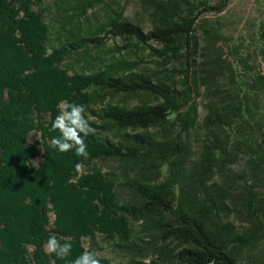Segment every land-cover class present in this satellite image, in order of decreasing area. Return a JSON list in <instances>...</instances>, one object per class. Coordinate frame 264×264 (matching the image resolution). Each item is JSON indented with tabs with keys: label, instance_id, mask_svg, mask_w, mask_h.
Segmentation results:
<instances>
[{
	"label": "trees",
	"instance_id": "trees-1",
	"mask_svg": "<svg viewBox=\"0 0 264 264\" xmlns=\"http://www.w3.org/2000/svg\"><path fill=\"white\" fill-rule=\"evenodd\" d=\"M57 1L53 12L45 0H0V264H71L90 249L111 264L104 246L143 258L130 264H261L264 12L248 47L201 19L230 0H147L148 33L108 6L104 37L81 21L103 0ZM47 16L61 26L59 46ZM110 35L152 49L160 69L82 54ZM72 57L100 66L77 72L65 63ZM141 96L135 106L113 102ZM61 101L86 107L95 129L87 160L48 143ZM112 162L110 172L97 166ZM135 222L151 237L144 245L133 241ZM53 233L72 243L68 260L45 254Z\"/></svg>",
	"mask_w": 264,
	"mask_h": 264
},
{
	"label": "rangeland",
	"instance_id": "rangeland-1",
	"mask_svg": "<svg viewBox=\"0 0 264 264\" xmlns=\"http://www.w3.org/2000/svg\"><path fill=\"white\" fill-rule=\"evenodd\" d=\"M147 0H103L102 3L97 4L95 8L90 10L85 17L81 19L83 25L90 29L92 33L96 36L104 37V34H99V31L102 29L103 24L106 22V8L108 6L122 10L123 18L139 24L145 32H150L152 30V22L149 17V14L145 10ZM210 5H215L221 0H206ZM58 3L57 0H45L46 8H50L55 12V6ZM38 10V8H34ZM264 12V4L261 0H230L226 9L220 13H209L201 17V19L207 20L210 24L217 27L225 36L233 40L234 43H238L240 38H243L246 41L248 47H251L253 40L251 39L255 34L259 26L260 19ZM48 20L52 22V33H53V43L55 46L63 41V38L60 37L61 33L59 28L61 27L57 21L52 19V16H47ZM99 21V23H98ZM203 20L199 21L201 24ZM198 35L201 33V28H197ZM201 38V37H200ZM132 45H135V41L130 42ZM127 42L122 41L120 38L107 36L105 42L101 47H96L94 44H90V50L82 51V54L85 52L92 55V57L104 58L111 60L112 57L124 58L128 61H133L137 63L136 72L140 73L142 71H151L155 72L157 69H160L159 63H161V58L153 52L152 49L142 47L139 48L127 46ZM150 45L155 49L160 51L161 46L159 43L150 42ZM75 57H79L76 55ZM198 59V57H197ZM86 59L83 61H77L74 57L66 61L65 63L72 66L75 71L80 72L84 71L85 73H91L92 70H96L100 65L95 62L86 64ZM80 62V63H79ZM170 69V68H169ZM74 71H71L73 73ZM182 76L180 74H174L173 81L176 83L177 87H180L179 82L181 81ZM148 99L141 97H133L130 99L118 97L113 102L115 104H122L128 106H135L141 103V101H147ZM200 101V100H199ZM149 104H156L157 101L149 100ZM199 114L201 118L203 117V112L200 109ZM195 151L199 149V143L194 141ZM40 159L35 161V164H38ZM97 166L102 169L104 172H110V170L118 167V164L112 163H98ZM85 171V168L82 167V172ZM165 171V169H164ZM237 225L239 232L244 231L246 224L239 219H233ZM134 229L133 241L141 245L143 241H150L151 237L145 234L142 228L141 223L135 222L132 226ZM87 247V245H86ZM179 248L178 250H181ZM255 257L260 261L261 264H264V239L260 245L253 251ZM103 257L110 260L111 264H130L133 259L143 260L140 255L135 256L130 250H120L114 246H104V250L101 254ZM146 262L150 261V258L144 259Z\"/></svg>",
	"mask_w": 264,
	"mask_h": 264
},
{
	"label": "clouds",
	"instance_id": "clouds-1",
	"mask_svg": "<svg viewBox=\"0 0 264 264\" xmlns=\"http://www.w3.org/2000/svg\"><path fill=\"white\" fill-rule=\"evenodd\" d=\"M58 107L60 112L51 120L48 127L50 133H57L49 136L50 147L59 154L71 153L77 158L87 160L89 153L85 141L90 135H95V129L89 124L85 105L61 101ZM74 170L81 173L82 164L75 163ZM42 248L46 255L53 256L59 261H66L72 255V243L69 240L61 241L54 233L47 236ZM71 264H101L100 255L94 249H90L71 258Z\"/></svg>",
	"mask_w": 264,
	"mask_h": 264
}]
</instances>
